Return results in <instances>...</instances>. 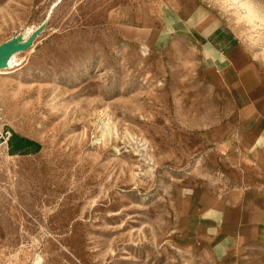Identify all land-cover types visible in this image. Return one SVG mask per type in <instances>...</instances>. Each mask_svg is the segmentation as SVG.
I'll return each instance as SVG.
<instances>
[{
	"label": "rangeland",
	"instance_id": "obj_1",
	"mask_svg": "<svg viewBox=\"0 0 264 264\" xmlns=\"http://www.w3.org/2000/svg\"><path fill=\"white\" fill-rule=\"evenodd\" d=\"M0 48L42 143L0 152V264H264V0H0Z\"/></svg>",
	"mask_w": 264,
	"mask_h": 264
},
{
	"label": "crops",
	"instance_id": "obj_2",
	"mask_svg": "<svg viewBox=\"0 0 264 264\" xmlns=\"http://www.w3.org/2000/svg\"><path fill=\"white\" fill-rule=\"evenodd\" d=\"M218 31V29H217ZM220 31H224V30H220ZM225 32V31H224ZM221 33V32H219ZM225 33L228 34V32L226 31ZM234 36L231 37L230 35L227 37V39H224L223 42L224 43H218L220 46L221 44H223L224 46H230L231 43H232V40L234 41ZM236 45L233 44V47L231 48V51H230V61H231V64L234 65V66H237L238 68H240V59H239V53L237 52L236 50ZM17 135H14V138H18L19 140L22 141L23 143V146H24V152L26 153H21V150L18 149L15 151L14 154H34V153H37L41 148H42V143L41 141L33 138V137H30L26 134H23V133H20V132H17V131H14Z\"/></svg>",
	"mask_w": 264,
	"mask_h": 264
},
{
	"label": "built area",
	"instance_id": "obj_3",
	"mask_svg": "<svg viewBox=\"0 0 264 264\" xmlns=\"http://www.w3.org/2000/svg\"><path fill=\"white\" fill-rule=\"evenodd\" d=\"M11 135H12V130L8 126H6L0 111V152L8 151L9 139Z\"/></svg>",
	"mask_w": 264,
	"mask_h": 264
},
{
	"label": "trees",
	"instance_id": "obj_4",
	"mask_svg": "<svg viewBox=\"0 0 264 264\" xmlns=\"http://www.w3.org/2000/svg\"><path fill=\"white\" fill-rule=\"evenodd\" d=\"M14 135H17L15 132L12 133L10 139H9V152L11 154H14L16 150L20 149L21 153H26L24 152V146L21 140L18 138H14Z\"/></svg>",
	"mask_w": 264,
	"mask_h": 264
},
{
	"label": "water",
	"instance_id": "obj_5",
	"mask_svg": "<svg viewBox=\"0 0 264 264\" xmlns=\"http://www.w3.org/2000/svg\"><path fill=\"white\" fill-rule=\"evenodd\" d=\"M8 48H0V53L6 51Z\"/></svg>",
	"mask_w": 264,
	"mask_h": 264
}]
</instances>
